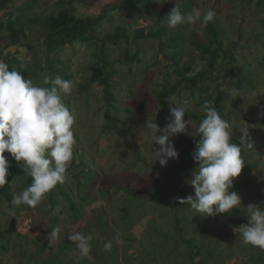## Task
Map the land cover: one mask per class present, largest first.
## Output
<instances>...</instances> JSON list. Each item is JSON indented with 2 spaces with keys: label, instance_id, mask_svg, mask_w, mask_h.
Segmentation results:
<instances>
[{
  "label": "rangeland",
  "instance_id": "374dc122",
  "mask_svg": "<svg viewBox=\"0 0 264 264\" xmlns=\"http://www.w3.org/2000/svg\"><path fill=\"white\" fill-rule=\"evenodd\" d=\"M15 1L12 15L0 19L3 33L11 36L9 27L18 33V42L1 49L0 75L12 84L0 133L16 152L30 149L35 134L48 136L38 160L57 182L50 188L42 175L29 194L24 183L37 172L35 157L13 159L22 173L13 172L11 202L0 198V264H190L191 248L200 250L194 264H264V12L242 0H149L158 16L147 0ZM178 2L189 3L179 15L180 27L169 15ZM65 9L88 21L84 35L90 39L47 54L42 42L54 34L49 18ZM207 17L236 64L222 74L219 60L203 79L208 95L221 92L223 118L219 127L202 131L210 146L200 147L195 164L185 169L183 155L198 141V116L205 111L186 90L166 99L165 108L158 103L160 85L181 80L160 42L180 34L178 67H189L186 77L194 76L205 69L192 43L206 42ZM141 28L153 34L163 28L165 34L135 38ZM101 42L112 95L108 105L107 82L90 83ZM125 49L140 61L124 63ZM32 66L40 68L36 75ZM20 74L26 77L23 114L13 97ZM49 104L57 121L49 117ZM10 160L0 152V179ZM66 199L83 214L78 223ZM175 199L183 200L180 207L172 205Z\"/></svg>",
  "mask_w": 264,
  "mask_h": 264
},
{
  "label": "trees",
  "instance_id": "16d2710c",
  "mask_svg": "<svg viewBox=\"0 0 264 264\" xmlns=\"http://www.w3.org/2000/svg\"><path fill=\"white\" fill-rule=\"evenodd\" d=\"M9 0H0L1 7H6ZM244 5L246 6H254L257 11L263 13L264 12V0H242ZM147 8L152 12L153 16L162 15L154 9L153 6L149 5V0L146 2ZM186 5V6H185ZM136 7V4L134 5ZM189 7V3H181L178 2L177 5L174 8V12L169 14L172 20L175 21V25L178 27L182 26L183 21L180 19V14L185 13L186 8ZM188 9V8H187ZM176 13V14H174ZM105 15V13H104ZM103 18V17H102ZM49 20L53 21L51 24L52 29H54V34L48 35L45 37L44 41L42 42L43 47L45 48L47 54H51L53 52L60 51L66 44L72 45L75 41H85L90 38L85 37V30L88 28V21L86 24H84L83 21L77 20L75 16L72 14L71 9H65L62 10L57 17H50ZM204 36L206 39L205 43H200L198 40H194L192 43L193 48L196 50L197 53H199L200 60L205 63V69H203L201 72L196 73L194 76L186 77V74L189 73L190 68H179L178 64L179 61L176 59L179 54V43L182 41V36L180 34H174L166 39H161L159 37H163L165 34L162 32L164 29L160 28L158 32L152 33L150 31H146L143 28L137 30V35L135 38L138 39H144L147 38V36L150 37H156L157 39H161L160 46L163 49L169 50L170 55H164L166 59H170L173 62V66L175 67V72L177 75L181 78L180 81H177L175 83H163L160 85L161 91L156 93L157 101L160 105L165 108V100L171 99L174 95H180L182 91L186 90L190 92V95L194 97L197 95L199 98V105L203 108L205 111V114L198 116L199 124L201 125V128L197 132L198 141L194 142L192 145V148H190V152H187L183 155L182 158V165L183 167H186L185 169L191 167L194 163V155L198 153V149L201 147L208 148L210 146V141H208L206 138H202V131L205 129L210 128H217L220 125V122L223 118L221 111H220V102L222 101V95L221 92L217 91L216 98L208 95L209 87L204 86L202 84L203 79L207 75H212L214 71H216V66L221 60L220 66L223 67L222 74H226L227 71L233 70L234 66L236 64L234 52H226L220 47V43L218 41V35L216 32V26L211 20L210 17H207L204 21ZM11 27H9V31L12 34V42L18 41V33L17 31L10 30ZM148 33V34H147ZM125 39L126 37L123 36ZM116 36L107 38V41L113 42L115 40ZM12 42H9L10 45ZM99 45V52L100 55L98 56V62L94 64L90 71L92 73L90 78V83H101V82H107L106 86L103 87V97L108 105L111 101L112 95L111 91L109 89L108 80L104 78L105 72L104 70L108 67V64L105 60V56L103 54V49L105 46L104 42L98 43ZM122 60L124 63L130 65L133 63H138L140 61L139 54H128L127 50L125 49L122 53ZM57 61V60H55ZM7 63V62H6ZM102 63V66H99V64ZM52 64V63H51ZM7 66V65H6ZM9 68V67H7ZM33 74L36 75L40 68L37 66H32ZM29 68L28 70H30ZM52 69L51 67L48 68ZM51 71V70H49ZM231 75H226L224 77L226 80H230ZM22 81H26L25 74H20L19 80L16 83L13 91V97L14 101L17 104L18 108L20 109L21 113H24V108L21 102V95L23 94L24 87L22 86ZM4 82H6L4 84ZM47 87L45 89L44 96L46 101H50L53 91V78L49 75L47 79ZM52 82V84H51ZM12 84V81L8 79L7 77L0 75V120L2 117H5L7 115V105H6V97L9 95L10 92V86ZM82 92L87 91L88 86H80ZM49 103V102H48ZM50 105V113L49 117L53 120H58L57 114L55 112L54 106ZM43 110V109H42ZM166 111L169 113V111L166 109ZM156 124V123H153ZM49 140L48 136H43L42 134H35L34 140L30 146V149L27 148L23 152H16L13 151L10 147V142H8L5 138V134L2 132L0 133V152L2 153H9V158H11L10 163L7 167V169L3 172L1 179H0V198L4 199L6 202H11V194L9 193L10 190V183L11 179L13 178V172L17 173L18 175H21L22 170L16 169V167L13 166V159L15 157H21L23 154H32L35 158L33 159V167L37 171L35 175L27 178L26 182L24 183L25 187L27 188V191L29 194H31L33 188L35 185L38 184V179L42 175L48 180V186L52 188L54 186V182L56 181V174H53L54 172H51L46 165L38 160L39 155L41 154V151H43L44 146H46V142ZM200 148V149H201ZM73 165V164H72ZM60 169L59 167H56L55 171ZM16 170V171H15ZM21 171V172H20ZM244 171H247L244 169ZM185 172V170H184ZM54 175V178H53ZM74 178H78V176H74ZM179 178V177H178ZM179 180H182V178H179ZM77 183H79V178L76 180ZM57 184V183H56ZM166 185V183L164 182ZM58 185V184H57ZM77 187L78 184H77ZM159 186H155V190H157ZM176 185H171V188H175ZM186 186H183V189H185ZM197 189H194L193 192H196ZM130 194V193H128ZM70 204V210H71V216L75 223H78L80 219H82L83 214L79 209L76 208V206L70 201V199H66ZM30 205L31 201L30 199L27 201ZM172 205L180 207L182 205L183 200L182 199H175L172 201ZM50 206H51V212L54 209L55 203L54 201L50 200ZM175 221V228L176 231L180 233V219L177 217V215L174 213ZM214 231L213 229L203 228V232L205 233H212ZM3 234L0 235L2 237ZM188 242H186L187 244ZM189 245V244H187ZM3 246L2 252H5L7 250V246ZM216 254V253H213ZM200 255V250L196 249H189L188 252V260L190 264H194V258L198 257ZM212 259V258H210ZM252 262V259H250Z\"/></svg>",
  "mask_w": 264,
  "mask_h": 264
},
{
  "label": "crops",
  "instance_id": "0c3cea01",
  "mask_svg": "<svg viewBox=\"0 0 264 264\" xmlns=\"http://www.w3.org/2000/svg\"><path fill=\"white\" fill-rule=\"evenodd\" d=\"M23 2L24 1H22L19 5H21V4H23ZM33 3H34V0L32 1ZM13 3H17L15 0H9L8 1V3H7V5H6V7L4 8V7H1V5H0V19H3V21L4 20H6L7 18V16H10V15H12L11 14V12H12V9H10V6L13 4ZM58 6H60V4H58ZM3 17V18H2ZM48 18V17H47ZM3 30H4V27H3V24L1 23L0 24V50H1V48H3L4 46V51L7 49V47L9 46V45H7V44H9V42H12V35L11 36H8V35H6L5 33H3ZM10 32V31H9ZM8 36V37H7ZM15 42H17V41H15ZM3 43V44H2ZM13 43V42H12ZM11 43V44H12ZM25 44V43H24Z\"/></svg>",
  "mask_w": 264,
  "mask_h": 264
},
{
  "label": "clouds",
  "instance_id": "9594fccd",
  "mask_svg": "<svg viewBox=\"0 0 264 264\" xmlns=\"http://www.w3.org/2000/svg\"><path fill=\"white\" fill-rule=\"evenodd\" d=\"M17 42H18V41H17ZM4 47H5V46H4ZM4 47H3V48H4ZM3 48H1V49H3ZM4 49H5V48H4ZM0 58H2V56H1V50H0ZM6 67H7V66H6Z\"/></svg>",
  "mask_w": 264,
  "mask_h": 264
}]
</instances>
